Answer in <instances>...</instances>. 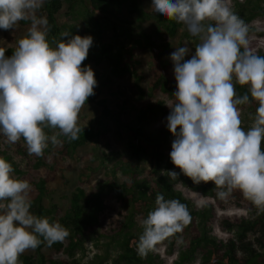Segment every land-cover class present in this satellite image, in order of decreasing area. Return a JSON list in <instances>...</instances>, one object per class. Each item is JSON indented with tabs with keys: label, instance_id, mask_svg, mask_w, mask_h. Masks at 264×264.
I'll return each mask as SVG.
<instances>
[{
	"label": "clouds",
	"instance_id": "9594fccd",
	"mask_svg": "<svg viewBox=\"0 0 264 264\" xmlns=\"http://www.w3.org/2000/svg\"><path fill=\"white\" fill-rule=\"evenodd\" d=\"M45 2L0 0V29L30 24L11 56L0 47V134L9 144L23 138L29 155L38 157L49 142L61 145L60 135L79 138V114L97 85L94 70L83 66L93 37L65 32L53 46L47 19L37 15ZM151 8L200 40L190 59L187 45L171 53L177 90L167 120L176 137L170 157L180 172L167 170V177L182 173L195 184L212 182L225 202L238 190L264 213V56L251 51L248 25L226 0H152ZM237 84L247 92L238 95ZM252 100L258 107L245 130L239 106ZM46 128L59 131L49 136ZM13 171L0 156V264H21L25 252L69 236L59 222L33 214L32 184ZM155 205L141 221V258L192 220L179 200L158 193Z\"/></svg>",
	"mask_w": 264,
	"mask_h": 264
},
{
	"label": "trees",
	"instance_id": "16d2710c",
	"mask_svg": "<svg viewBox=\"0 0 264 264\" xmlns=\"http://www.w3.org/2000/svg\"><path fill=\"white\" fill-rule=\"evenodd\" d=\"M114 1L116 0H46L44 7L37 15L47 19L48 39L55 46L56 42L61 39L62 33L77 35L76 25L69 24L66 19L59 17L65 7L67 11L64 14L71 15L77 4L84 5L90 21H93L91 13L93 10L109 13L114 30L119 28L117 26L119 23H130L108 11ZM246 3L238 2L235 13L248 25L249 36L256 35L264 38V29L250 24L256 16L264 15V2L249 4L251 3L249 0ZM129 11L160 21L157 36L145 32L136 35L132 28L122 27L117 33L119 37L123 35L122 39L117 42H106L99 45L97 49L90 50L83 66L89 67L90 62L98 64L100 60L108 59L113 73H118L121 70L129 71L135 77L136 83L139 84V104H131L130 98L127 97L109 104L105 98H101V85L113 81V78L110 73L105 74L92 68L97 85L94 95L90 96L87 102L97 103L105 119L112 118L117 121L119 135L122 136L123 131L128 130L134 138L133 148L136 156H140L141 152H147L150 147L155 145L150 167L146 170V175L143 178H138L137 174L133 172L128 179L121 181L114 177V180L109 184V191H105L103 187L89 190L92 172L88 165H84L80 169L76 189L69 196L70 202L62 211L58 204L52 202L47 205L45 202L46 198L51 199L52 196L49 183L68 170L70 165L65 162V158L78 146L89 144L94 139L105 138L108 134L106 126L103 123L95 126L91 122L88 123L89 125H80L81 131L78 139L69 141L67 137L60 135L58 139L62 141V144L53 146L49 142V147L40 157L29 155L23 138L15 144H9L6 137L0 134V156L12 163L13 172L18 177L27 179L32 184V190L35 192L31 199L33 213L40 217H47L51 222H59L69 232V236L63 242L54 243L50 247L41 244L37 248V264H81L76 255L82 245L83 237L93 234L99 229L102 234L106 235L121 234V251L114 264H154L155 251L149 252L144 258L137 254V244L143 228L140 224L138 231L134 229L137 220L142 221L156 207L155 200L158 193L163 194L166 200L176 199L185 204L192 217L191 223L184 228L183 232L177 233L160 244L165 242L178 244L186 235H190L188 248L193 252L199 251L204 263L264 264V251L259 250L264 249V213H258L256 207L245 199L241 192L234 191L225 202L217 198L218 189L212 182L195 184L182 173L175 180H169L167 177V170L177 172L180 170L171 160H167L162 143L159 141L154 144L144 126L160 110L166 115L170 113L169 108H165L163 101L156 98V95L170 97L173 103L176 102L173 93L177 90V81L173 78L171 71L174 64L165 57L169 50L167 38L175 36L179 31L188 34V30L186 25L169 20L154 12L151 6L150 8L142 7L140 0H130ZM21 23L29 24L25 21H21ZM205 23L214 22L206 21ZM184 27H186V31L182 30ZM10 37L11 39L15 38L14 35ZM16 46L7 49L6 56H11ZM145 50L152 54L155 63V74L150 78L148 86L141 84L147 79L146 75H142L135 68L125 66L123 62L126 58L137 59L138 53ZM254 53L264 56V51ZM236 91L238 95H243L247 92V88L237 84ZM248 105L258 106V103L252 100L251 103L241 105L239 108L242 109ZM125 115H128L129 118H126ZM54 130L45 129L49 136L53 134ZM107 143L108 146L111 145L109 142ZM108 157H110L109 153L103 158V161H108ZM123 167H125L124 164ZM162 171L165 172V175L161 174ZM179 182L187 184L192 190L200 192L209 200L200 207L197 206L192 198L185 196L176 187ZM127 204H130L132 208L127 210L121 208ZM230 208L244 209L246 214L229 215L224 212ZM214 220L219 221L221 229L231 231L235 236L227 241L210 236L207 228ZM255 244L259 245L258 249L255 248ZM182 257L186 258V255L184 254ZM32 260L33 257L28 254H23L20 257L21 264H33Z\"/></svg>",
	"mask_w": 264,
	"mask_h": 264
},
{
	"label": "rangeland",
	"instance_id": "374dc122",
	"mask_svg": "<svg viewBox=\"0 0 264 264\" xmlns=\"http://www.w3.org/2000/svg\"><path fill=\"white\" fill-rule=\"evenodd\" d=\"M238 2L243 4L246 2L248 3L249 0H226V3L234 12L237 10L236 6ZM257 2H264V0H251L249 4H255ZM129 3L130 0H116L111 3V6L108 8V11L130 22L123 24L119 23V25H117L119 27L117 30L113 28L109 13L93 10L91 12L93 21H90L86 8L81 4L75 6V10L71 15L64 14L67 11L65 7L59 17L60 19H66L69 24H75L76 34L81 36L90 35L93 37V44L89 52L90 50L97 49L99 45L106 42H117L121 40L123 35L119 37L117 33L122 27L127 29L132 28L136 35H141V33L145 32L157 36L160 21L140 13H131L129 11ZM140 4L144 8H150L152 0H140ZM250 24L259 29H264V15L256 16ZM29 26L30 24L24 25L20 22L19 26L15 27V29H0V47L6 48L7 50L11 46L17 45V41L26 34ZM182 30L186 31V27ZM187 33L188 34H184L179 31L175 36H168L167 41L169 43V50L165 55L166 58L171 60V53H173L177 47L185 45L190 48V52L186 55L185 59H190L195 54V46L200 43V40L192 36L188 31ZM13 35L15 38L11 39L10 36ZM249 41L251 51H264L263 37L250 35ZM115 52L116 49L114 50V53ZM123 62L125 66L135 68L140 71L142 75H146L147 79L141 84L148 86L150 78L155 74V63L150 52L147 50L139 52L137 59L130 60L126 58ZM171 62L174 64L172 60ZM89 65L91 68H96L102 73H110L113 78V81L101 85V98H105L109 104H112L127 97L130 98L131 104H139V84L136 83L135 77L130 74L129 71L121 70L118 73H113L108 59L100 60L98 64L90 62ZM171 71L175 79L174 68L171 69ZM156 98L162 100L163 106L169 108L170 112L172 111L167 105L174 104L170 97L156 95ZM257 107L258 106L255 105H248L240 109L242 127L245 130L251 127ZM169 114L170 113L166 115L165 112L160 110L159 113L144 126L147 134L153 139L154 144L159 141L162 143V147H164L163 150L166 151L167 154V160H171L170 152L172 151V143L176 138L168 128L167 117ZM125 117L129 118L128 115H125ZM90 122L95 126H99L103 123L107 128V136L105 138L94 139L89 144L78 146L75 151L71 152V154L65 158V162H67L70 167L65 173L58 175L53 182L49 183L52 189V196L50 197L51 199L46 198L45 202L47 205L54 202L59 205L62 211L66 209L70 202L69 196L71 192L76 189L80 169L84 165H88L90 168L89 170L92 172V181L88 187L89 190L103 187L105 191H109V184L114 180V177H117L121 181L123 179H128L133 172L137 174L138 178H143V176L146 175V170L151 164L152 151L155 149V145L154 147H150L147 152H141L140 156H136L133 148L134 138L132 135L127 129L123 131L122 136L119 135L117 132V121L112 118L105 119L102 115L101 108L97 103L92 101L87 102L79 114V125H87ZM55 132H57V129H55L53 133ZM107 142L111 145L108 146ZM105 150L106 152H104ZM107 153L110 154V157H108V161L104 162L103 158L106 157ZM124 159L126 160L122 161ZM121 161L122 164L120 163ZM123 164L125 167H123ZM12 175L18 177L14 172ZM176 187L181 190L185 196L192 198L193 202L199 207L209 200L200 192L192 190L185 183L179 182ZM34 195L35 192L32 190L30 198L32 199ZM112 198H114V196H112ZM121 208L127 210L131 209L132 206L127 204ZM219 212L221 213L223 211ZM224 212L229 215L235 213L239 215L246 214L244 209L238 208H230ZM140 224L141 220L138 219L134 229L135 231L139 230ZM207 230L210 236L225 241L235 236L233 232L221 229L218 220H214L209 224ZM121 238V234L106 235L102 234V231L99 229L93 234L83 237L82 245L77 251L76 258L81 264H114L115 259L121 251ZM189 239L190 235H186L178 244L165 242L157 245L154 264H209L202 261L199 251L193 252L188 248ZM255 248L258 249L259 245L255 244ZM259 250L264 251V249ZM24 254L33 257L32 263L37 264V249L29 250ZM184 254L186 258L182 257Z\"/></svg>",
	"mask_w": 264,
	"mask_h": 264
}]
</instances>
